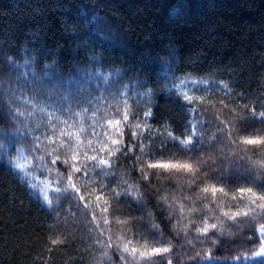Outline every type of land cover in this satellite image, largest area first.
Returning a JSON list of instances; mask_svg holds the SVG:
<instances>
[{"label":"trees","instance_id":"1","mask_svg":"<svg viewBox=\"0 0 264 264\" xmlns=\"http://www.w3.org/2000/svg\"><path fill=\"white\" fill-rule=\"evenodd\" d=\"M26 60L31 68L25 66ZM169 66L172 72L166 75ZM33 71L43 77V83L33 79ZM173 72L181 79L187 74L186 86L197 95H209L211 90L210 100L223 98L229 107L264 99V0H0V84L11 82L17 95L39 93L40 99H47L53 93L64 103L68 93L67 103L74 111L80 110L77 104L88 107V100L98 105V118L111 115L109 104L115 107L130 98L128 103L141 115L151 103L153 127L168 122L180 132L186 114L175 96L162 91ZM201 79L207 83H191ZM220 81L230 85L228 96ZM5 97L0 108V144L6 146L0 148V264H98L100 251L91 244L87 228L91 217L72 204L73 219L70 198L58 200L60 194L53 191L55 172L35 166L33 157L38 153L31 146L32 137L45 129L38 128L33 118L9 117ZM90 116L91 112L84 114V123H92ZM41 117L37 112L35 121ZM221 118L234 119L227 110ZM205 119L213 121L206 131H214L213 112ZM243 127L264 130V124L251 120ZM221 139L226 153L227 141ZM220 147L215 144L203 151L219 157ZM16 163L23 169L14 167ZM43 163H49L48 157ZM217 167L220 171L211 179L228 170L222 159ZM154 183L175 187L186 185L187 178ZM235 186L233 178L230 187ZM45 192L51 206L44 200ZM154 193L149 187L141 205L121 201L115 212H130L144 233L152 222L158 223L165 239L175 237L174 264H188L186 239L191 237L174 232L178 216L169 219L171 209L158 206ZM222 199L231 203L227 197ZM251 230L249 225L226 227L213 248L217 259L203 264H252L231 259L244 249ZM60 237L65 238L64 244L51 243Z\"/></svg>","mask_w":264,"mask_h":264},{"label":"snow or ice","instance_id":"2","mask_svg":"<svg viewBox=\"0 0 264 264\" xmlns=\"http://www.w3.org/2000/svg\"><path fill=\"white\" fill-rule=\"evenodd\" d=\"M9 60L13 66L20 67ZM25 66L31 68L27 60ZM167 72H172L170 66L166 75ZM44 76L48 73L44 72ZM32 77L43 83V77L38 78L35 71ZM186 80L187 74L181 79L173 72L171 83L162 88L170 97L177 98L181 111L186 114L180 132L168 122L153 127L149 122L153 117L151 103L141 115L128 103L130 98H125L122 105L109 104L111 115L98 118L100 107L91 100L87 101L88 107L77 104L80 110L74 111L73 105L67 103L68 97L63 98L64 103H59L53 93H48L47 99H40L39 93L32 97L17 95L11 82L7 92L0 91V108L5 106L3 97L7 96L9 117L33 118L38 128L45 129L32 137L31 146L38 153L33 157L35 166L55 172L57 186L53 191L60 194L58 200L70 198L69 211L73 219L76 213L71 211L72 204L77 211L91 217L87 228L91 244L100 251L98 264H163L165 260L167 264H174L175 237L165 239L160 225L155 222L144 233L136 226L130 212H115V206L121 201L141 205L149 187L155 189L158 206L166 205L171 209L168 218L178 216L174 232L179 230L185 237H191L186 239L190 253L186 255L188 264L216 260L213 248L219 235L233 225H249L252 230L246 237L244 249L231 259L264 264V130L243 127L250 120L264 124V99L229 107L223 98L218 102L210 100L211 90H208L209 95H197L187 88ZM191 83L207 81L191 80ZM219 83L227 90L225 96L232 93L227 82ZM3 87L0 84V88ZM152 94L151 90L147 93L149 97ZM217 103L221 107L218 108ZM224 110L234 119H222ZM210 111L216 123L215 130L208 132L206 129L213 121L206 120L205 115ZM37 112L42 114L39 121H35ZM88 112H91V124L83 120ZM221 138L227 141L226 153ZM215 144L221 145V155L205 154L203 149ZM0 148L6 146L0 144ZM3 155H8L12 162L10 154L5 151ZM45 157L49 163H43ZM218 159L226 162L228 170L211 179L212 174L220 171ZM14 167L23 169L24 165L16 163ZM118 167L123 168L119 173ZM184 178L187 184L175 187L154 183ZM233 178L237 186L231 188ZM113 181L115 186H112ZM222 197H227L231 203L225 204ZM44 200L51 206L52 200L46 192ZM143 219L140 218L141 223ZM51 243L62 245L65 238L53 239ZM248 243L252 247H247ZM205 244L207 248L197 250Z\"/></svg>","mask_w":264,"mask_h":264},{"label":"rangeland","instance_id":"3","mask_svg":"<svg viewBox=\"0 0 264 264\" xmlns=\"http://www.w3.org/2000/svg\"><path fill=\"white\" fill-rule=\"evenodd\" d=\"M8 84H9V83H8ZM3 86H4V87L2 88L3 92H7L8 88H7V89H4L5 87H7V85H5V83H4ZM0 89H1V88H0ZM2 90H1V91H2ZM68 96H69V94L67 93V94H65L64 97H68ZM4 98H6V97L4 96L3 99H4Z\"/></svg>","mask_w":264,"mask_h":264}]
</instances>
